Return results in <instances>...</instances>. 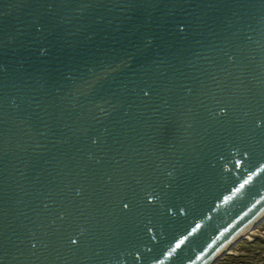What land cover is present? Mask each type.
<instances>
[{"label": "water", "instance_id": "obj_1", "mask_svg": "<svg viewBox=\"0 0 264 264\" xmlns=\"http://www.w3.org/2000/svg\"><path fill=\"white\" fill-rule=\"evenodd\" d=\"M263 220L264 0H0V264H210Z\"/></svg>", "mask_w": 264, "mask_h": 264}, {"label": "rangeland", "instance_id": "obj_2", "mask_svg": "<svg viewBox=\"0 0 264 264\" xmlns=\"http://www.w3.org/2000/svg\"><path fill=\"white\" fill-rule=\"evenodd\" d=\"M259 223L213 264H264V227Z\"/></svg>", "mask_w": 264, "mask_h": 264}, {"label": "trees", "instance_id": "obj_3", "mask_svg": "<svg viewBox=\"0 0 264 264\" xmlns=\"http://www.w3.org/2000/svg\"><path fill=\"white\" fill-rule=\"evenodd\" d=\"M261 224H263V226L262 227H264V220L261 222ZM263 243H264V241H262Z\"/></svg>", "mask_w": 264, "mask_h": 264}, {"label": "bare ground", "instance_id": "obj_4", "mask_svg": "<svg viewBox=\"0 0 264 264\" xmlns=\"http://www.w3.org/2000/svg\"><path fill=\"white\" fill-rule=\"evenodd\" d=\"M254 227H255V226H254ZM252 228H253V227H252ZM250 230H252V229H250ZM250 230H249V231H250ZM249 231H248V232H249ZM248 232H247V233H248ZM245 234H246V233H245ZM245 234H244V235H245ZM210 264H213V262H212V263H210Z\"/></svg>", "mask_w": 264, "mask_h": 264}]
</instances>
